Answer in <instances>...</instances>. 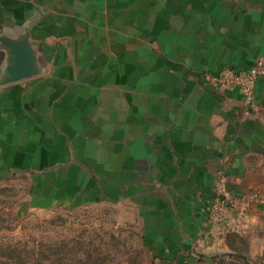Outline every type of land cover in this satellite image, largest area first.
I'll return each instance as SVG.
<instances>
[{"label": "crops", "instance_id": "obj_1", "mask_svg": "<svg viewBox=\"0 0 264 264\" xmlns=\"http://www.w3.org/2000/svg\"><path fill=\"white\" fill-rule=\"evenodd\" d=\"M259 60L264 0H0V180L128 206L157 263L193 259L219 176L257 199L237 231L264 210V76L249 110L203 79Z\"/></svg>", "mask_w": 264, "mask_h": 264}, {"label": "rangeland", "instance_id": "obj_2", "mask_svg": "<svg viewBox=\"0 0 264 264\" xmlns=\"http://www.w3.org/2000/svg\"><path fill=\"white\" fill-rule=\"evenodd\" d=\"M29 188L23 176L0 180V264H159L143 246L132 208L108 202L42 208ZM219 223H208L215 227L202 253L172 264H264V210L239 231L238 224Z\"/></svg>", "mask_w": 264, "mask_h": 264}, {"label": "built area", "instance_id": "obj_3", "mask_svg": "<svg viewBox=\"0 0 264 264\" xmlns=\"http://www.w3.org/2000/svg\"><path fill=\"white\" fill-rule=\"evenodd\" d=\"M264 76V62L257 61L249 70L240 71L227 69L219 74L205 73L204 81L215 89L237 90L247 106L248 110L253 107L251 94L256 82ZM219 189L205 209L207 223L226 221L225 226L235 228L238 222L246 217L251 200L256 198H237L224 190L225 177L219 176Z\"/></svg>", "mask_w": 264, "mask_h": 264}, {"label": "trees", "instance_id": "obj_4", "mask_svg": "<svg viewBox=\"0 0 264 264\" xmlns=\"http://www.w3.org/2000/svg\"><path fill=\"white\" fill-rule=\"evenodd\" d=\"M232 249V248H231ZM228 257L230 258V259H232L234 256H232V255H228Z\"/></svg>", "mask_w": 264, "mask_h": 264}]
</instances>
